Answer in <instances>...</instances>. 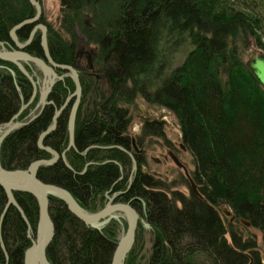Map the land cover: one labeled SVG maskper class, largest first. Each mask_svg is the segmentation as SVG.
<instances>
[{
	"label": "trees",
	"instance_id": "16d2710c",
	"mask_svg": "<svg viewBox=\"0 0 264 264\" xmlns=\"http://www.w3.org/2000/svg\"><path fill=\"white\" fill-rule=\"evenodd\" d=\"M58 1L56 22L42 12L38 23L46 27L52 61L78 72L81 97L72 146L73 101L42 141L59 159L40 166L36 177L65 189L86 213L104 208L107 195L118 194L115 203L134 208L139 222L124 264H264V91L244 60L249 49L264 52V18L234 0ZM34 15L29 0H0V47L13 51L10 30ZM34 26L17 30V40L25 42ZM40 43L36 31L24 52L45 60ZM80 43L95 51L97 81L107 85L92 100L96 79L76 58ZM21 64L36 82L34 64ZM55 72L60 77L66 70ZM0 77V128L15 116L13 122H27L39 111V92L34 94L28 77L11 62L0 60ZM74 89L70 78L56 80L46 97L52 104L4 138L3 169L25 170L52 158L37 141ZM141 99L175 119L192 160L188 176L177 166L166 173L152 167L154 150L170 148L162 127L143 123L139 134L131 135V112ZM13 197L28 224L12 204L4 213L8 198L0 187V264H24L38 232L36 199L17 191ZM49 213L50 264H111L120 240L116 218L87 226L54 195H49ZM141 220L153 240L139 259Z\"/></svg>",
	"mask_w": 264,
	"mask_h": 264
},
{
	"label": "water",
	"instance_id": "95a60500",
	"mask_svg": "<svg viewBox=\"0 0 264 264\" xmlns=\"http://www.w3.org/2000/svg\"><path fill=\"white\" fill-rule=\"evenodd\" d=\"M29 1L35 7L36 10L35 15L32 16V18L26 19L21 23L15 25L10 30L9 37L13 42L15 49L13 51H7L3 48H0V60L11 62L15 66H17L23 72V74L27 76L28 79L30 80L33 86L34 94L37 91L36 82H34V80L28 75V73L26 72L20 61H27L33 63L42 72L45 78L47 75L46 73H48L49 85L45 89H42L39 92V103L41 106L37 114H35L25 123L13 122L14 119L16 118L15 116L8 124L5 125L3 131L0 133V144L9 133H11L12 131L16 130L21 126L27 125L32 121H34L42 113L45 106L52 104L51 102H48L46 100V97L47 94L51 91V88L54 85L55 80L58 78L55 69H63L68 71L71 74L70 77L74 82L75 89L73 93L65 100L64 104L60 108L55 109L51 126L39 135L37 141L38 148L49 152L52 155V158L49 160L35 161L31 163V165L25 170H21V169L4 170L0 166V187L5 191L8 198V205L6 206L4 213L7 210L8 206L12 204L13 206L16 207L24 222L28 224L22 210L14 200L13 192L16 191L27 192L36 199L37 207H38V215H39L38 232L36 236V241L32 242V245L24 253V264H29L30 258H34L37 264H50L46 256V249L53 239L54 225L49 213V195H54L57 198H59L65 204L68 211L74 217L80 220L83 224L94 228H97L98 224L102 220L108 217H114L115 213H123L126 215L128 220L127 231L124 235L123 240L120 239V241L118 242L111 260V264H118V259L122 246L124 244H129V246L131 247L134 241L138 226V214L136 210L128 204L113 203L106 205L103 209H101L96 213H86L78 207V205L75 203L73 198L65 189L55 185L44 184L36 177L37 170L40 166L53 165L59 159L58 153L52 150L50 147H45L42 144V141L45 136L49 135L51 132H53L56 129L58 117L66 109V107L68 106L71 100H73V104L69 115V145L72 146L73 144V119H74L75 109L81 97V85L79 81V75L76 69L67 65L55 64L50 58L46 45V27L38 23L42 11L41 4L37 0H29ZM86 23L88 24V22ZM31 24H35V26L29 33L27 40L23 43H20L16 38L15 32L21 29L22 27ZM37 30L40 31V41H41L40 45L45 60L30 56L29 54L24 52V50L30 45L33 36ZM245 66L248 69L251 76L257 82V84L264 91V52L256 48L249 49L247 52V59L245 61ZM140 101L144 105L141 107L143 111L145 108L150 110V106L143 99H141ZM156 118H157V114L151 113L149 120L155 121ZM157 123H161V122H157ZM175 163L178 164V166H181L176 159H175ZM184 170L186 176H188L187 170L185 168ZM192 187L195 190V186L193 184ZM222 210L224 209L222 208ZM244 224L247 223L244 222Z\"/></svg>",
	"mask_w": 264,
	"mask_h": 264
},
{
	"label": "rangeland",
	"instance_id": "374dc122",
	"mask_svg": "<svg viewBox=\"0 0 264 264\" xmlns=\"http://www.w3.org/2000/svg\"><path fill=\"white\" fill-rule=\"evenodd\" d=\"M234 1L237 2L238 7L246 8L250 12H253V13H256L257 15H260V18H262V19L264 18V0H234ZM59 7H60V5H59V1L58 0H42V5H41L42 11H41V14L43 12V14L46 16V19L49 22L55 23L56 20H57ZM35 12H36V10H35ZM37 31H39V30H37ZM80 45L82 46V48H79V49H81V50L83 49L81 51L82 52L81 53V59H79L80 65L84 66L86 63L87 64L89 63V61L86 59V56L92 57V60L90 61L89 64H92V62L94 63V58H93L92 55L95 54V51H93L90 48H84L82 43H80ZM89 52H92V53H89ZM185 54H186V51L184 50L183 52H181V54L177 55L178 56L177 57L178 64H180V62L183 60ZM246 59H247V57H244L245 61H246ZM20 63H22V61H20ZM34 67L36 68V70L33 69V74L37 77V80H36L37 92H40L42 89H45L49 85V74L46 73L47 75H46V78H45L44 75L42 74V72L35 65H34ZM95 70L99 71L97 67H95ZM70 75L71 74L68 71H66V73L63 74L60 77L57 75L58 78L56 80H60V79H63L65 77H68V78L71 79ZM56 80H55V82H56ZM93 90H94V92L92 91L93 94L91 93L92 95L90 97V100L94 99L95 96H97L99 90L106 92L107 91V85L105 83L102 84V83H100L99 81L96 80ZM72 101L73 100H71L70 103ZM79 102H78V104H79ZM137 106H138V110L135 111V112L134 111L131 112L132 121H131V125H130V133H131L132 136L137 135L140 132L139 131V127L141 125L140 124L141 121H140L139 115H140V109H142L141 107L144 106V105L142 104V102L140 100H138ZM153 112L158 114L159 113V109L158 108L153 109ZM161 116L164 117L163 114ZM167 120L170 123H174L176 126H175V128H165L163 130L165 132L164 133L165 138H166L165 140L167 141L170 149H173L175 147L176 150L180 151V152H178V154L175 155V156L173 154H170L168 156V150H167L168 147L167 146H164V148L155 149L157 147L156 146L154 148L155 150H154V154H153V159H154V162L156 161L155 164H157L158 166H156L154 164L152 167L155 168L156 170H158L160 173H166L170 169H172V168H174L176 166L179 169H181V171H183L184 173H185L184 168L187 170V172L191 171L193 169L191 156H190V154L185 152V149H183L184 146L181 143V133H180L179 127L177 126L176 121L172 117V115L169 116L167 118ZM3 129L4 128L1 129L0 133L3 131ZM181 147H183V148H181ZM174 158L180 163L181 166H178V164L175 163V159ZM106 199H107L106 205L115 203L114 200H113L114 198L111 195H107ZM222 208L224 210H222ZM222 208H221V210L224 213V215L226 217H230L231 216L230 211L226 207H222ZM114 218H116V220H117V222L119 224L120 239L123 240L124 235L126 233L125 232L126 229H124V224H126V227H127V223H128L127 222L128 221L127 217L123 213H115L114 214ZM1 221H2V216H1V220H0V225H1ZM138 222H139V216H138ZM99 224H101V223H99ZM139 230H140L139 233H140V236H141L142 242H143V245H142L143 249H141V251L139 253L140 254L139 255V259H141L142 256H146V254H148V252L150 251V249L152 247L153 238H152L151 228L143 220H141V226H140ZM257 236H258V234H257Z\"/></svg>",
	"mask_w": 264,
	"mask_h": 264
},
{
	"label": "flooded vegetation",
	"instance_id": "af4514ba",
	"mask_svg": "<svg viewBox=\"0 0 264 264\" xmlns=\"http://www.w3.org/2000/svg\"><path fill=\"white\" fill-rule=\"evenodd\" d=\"M1 48V47H0ZM83 50V49H82ZM81 49H78V51L76 52V58H77V60H78V62H79V59H81V51H82ZM89 53H92V52H89ZM94 54V53H93ZM93 56V55H92ZM86 59L89 61V63H90V61L92 60V57H89V56H86ZM85 64L82 68L84 69V70H86V71H89L92 75H94L95 77V79L96 80H99V75H97V73H98V71L97 70H95V68H93L94 67V63L92 62V64ZM79 64H80V62H79ZM151 113H154L153 112V108L152 107H150V110H148L147 108H145L144 109V111L142 110V109H140V115H139V118H140V121H141V125H140V127H139V131H141V128H142V126H143V123H154V124H156V125H158V126H160V127H162V129L164 130L165 128H175V124L174 123H170L168 120H167V118L169 117V116H171V114H170V112L168 111V110H164V109H160L159 110V113L157 114V118H156V120L155 121H151V120H149V118H150V115H151ZM156 114V113H155ZM164 115V117L163 116H161V115ZM161 122V123H157V122ZM165 133V132H164ZM181 148H183V147H181ZM183 149H185V147L183 148ZM168 150V156L170 155V154H173L174 156L175 155H177L178 154V152H180V151H177L176 150V148L174 147L173 149H170V148H168L167 149ZM185 152H186V150H185ZM118 195V194H117ZM117 195H114L113 196V198H115ZM114 200V199H113Z\"/></svg>",
	"mask_w": 264,
	"mask_h": 264
},
{
	"label": "bare ground",
	"instance_id": "6f19581e",
	"mask_svg": "<svg viewBox=\"0 0 264 264\" xmlns=\"http://www.w3.org/2000/svg\"><path fill=\"white\" fill-rule=\"evenodd\" d=\"M0 81H1V77H0ZM14 184H17V183H14ZM29 234H30L29 235L30 238H32L30 225H29ZM32 240H33L32 242H35L36 241V238L35 239L32 238ZM129 247H130L129 244H124L122 246L121 251H120V255H119V259H118V264H124V259H125L126 255H127V252L129 251ZM29 264H37V263L34 260V258H30Z\"/></svg>",
	"mask_w": 264,
	"mask_h": 264
}]
</instances>
